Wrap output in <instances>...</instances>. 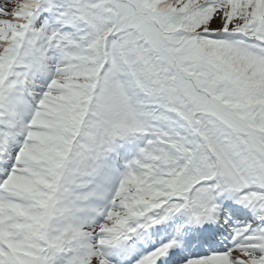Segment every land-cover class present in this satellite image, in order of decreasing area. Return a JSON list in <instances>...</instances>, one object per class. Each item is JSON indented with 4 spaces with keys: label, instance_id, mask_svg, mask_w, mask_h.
<instances>
[{
    "label": "snow or ice",
    "instance_id": "6c2138e0",
    "mask_svg": "<svg viewBox=\"0 0 264 264\" xmlns=\"http://www.w3.org/2000/svg\"><path fill=\"white\" fill-rule=\"evenodd\" d=\"M0 264H264V0H0Z\"/></svg>",
    "mask_w": 264,
    "mask_h": 264
}]
</instances>
